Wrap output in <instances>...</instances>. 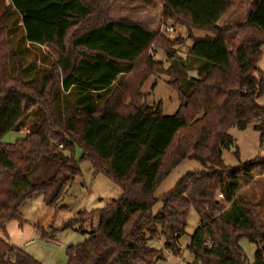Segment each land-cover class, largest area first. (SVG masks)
<instances>
[{"label": "trees", "instance_id": "trees-1", "mask_svg": "<svg viewBox=\"0 0 264 264\" xmlns=\"http://www.w3.org/2000/svg\"><path fill=\"white\" fill-rule=\"evenodd\" d=\"M91 1L0 0V234L10 221H22L20 207L29 197L41 194L50 203L60 175L79 176L76 162L65 155L78 147L93 174L110 179L121 196L63 226L84 233L78 228L81 216L98 224L86 241L66 250L67 264H155L163 254L149 247L154 239L178 256L191 209L199 221L187 245L193 256L188 264H250L239 246L243 238L255 247L252 264H264V227L238 197L243 186L264 175V157L234 168L222 159L234 145L231 128L244 131L253 124L264 139V106L258 104L264 98V71L258 67L264 0L255 2L243 25L225 29L216 24L236 0H131L147 8L160 1L163 19L211 33L195 38L186 61H174L165 74L181 77L175 86L179 107L171 116L159 105L141 104L136 91L161 70L150 48L171 42L137 23L91 25ZM12 17L22 32L15 52L9 48L17 34L8 23ZM29 46L46 47L57 57L32 83L22 63L31 55ZM189 70L197 81L185 76ZM39 107L42 121L15 143L2 142ZM44 159L54 174L32 182L29 176ZM186 159L205 170L186 173L156 198L161 181ZM0 264L40 263L0 238Z\"/></svg>", "mask_w": 264, "mask_h": 264}, {"label": "rangeland", "instance_id": "rangeland-1", "mask_svg": "<svg viewBox=\"0 0 264 264\" xmlns=\"http://www.w3.org/2000/svg\"><path fill=\"white\" fill-rule=\"evenodd\" d=\"M256 1L236 0L234 7L216 26L225 29L243 25ZM91 4H93L92 8L94 9L91 25H100L106 20L141 23L142 27L150 31L153 30L152 32H158L159 35L165 38L166 42H171L165 45L161 42V45L155 44L150 48L149 54L154 57V61L161 63V70L157 69V73L147 76L142 86L140 88L136 87V91L139 94V102L144 106L154 107L159 105L163 115L171 116L175 114L179 107V97L175 86H177L181 77L171 74L166 76L165 74L171 71V64L174 61H186L188 48L195 38L204 37L211 33L207 30L191 29L176 19H163L164 5L160 1L156 2L154 8H147L131 0H92ZM14 22V17L8 18V23L12 26ZM12 28L17 34L14 33L9 38V48L10 52H15L19 49L22 32L19 28L14 26ZM166 28H171L173 32L166 33ZM28 49H30L31 55L27 56L28 58H25L22 63L26 69V81L32 83L37 81L44 71L51 67L52 61H56L57 57L46 47L29 46ZM166 53L171 54L172 58L168 59ZM258 67L264 71V47ZM195 68L196 66H193V69ZM193 72L195 71L189 70L185 74L188 80L189 73ZM196 76L198 80L197 73ZM258 104L264 106V98L259 99ZM43 118L44 110L42 108L32 109L25 118L20 131L7 133L2 142L12 144L22 139L24 134L29 132L31 126L42 121ZM229 134L234 140V145L229 151L223 152L222 159L225 166L234 168L240 163H246L257 157H264V139H261L260 133L253 129V124H250L244 131L231 128ZM70 150L65 152V155L74 159L79 169V176L72 179L66 173L60 175L58 177L59 192L50 203H46L41 194L29 197L20 207L22 221H10L5 226L4 232L0 234L2 240L25 251L40 264H67L66 250L86 241L98 224L96 220L91 224L88 220L89 217L81 216L78 228L82 229L84 233L63 230V226L73 220L79 213L90 214L101 210L111 202L117 201L121 196L120 188L110 179L103 175L93 174L90 163L82 160L80 148L71 147ZM236 153H238V157L234 155ZM200 170H205L200 162L194 159L184 160L161 181L155 191V197L160 198L171 191L177 181L186 173ZM53 174L54 170L51 162L44 159L40 161L29 179L37 183L50 178ZM238 197L242 198L243 204L250 213L252 212V217L257 218L264 227V175L256 177L250 185L243 186L238 193ZM218 200L221 199L218 197ZM159 208L160 202H157L152 207V213L156 214ZM198 221L197 213L194 209H191L187 219L185 235L179 241L180 254L178 256H173L164 251L162 240H152L149 247L156 251H162L163 254V259L157 260L155 264L191 263L193 256L187 251V245L198 227ZM44 234L46 237L42 238ZM239 246L248 262L252 264L255 247L244 238L239 241Z\"/></svg>", "mask_w": 264, "mask_h": 264}, {"label": "water", "instance_id": "water-1", "mask_svg": "<svg viewBox=\"0 0 264 264\" xmlns=\"http://www.w3.org/2000/svg\"><path fill=\"white\" fill-rule=\"evenodd\" d=\"M189 80L190 81H196L197 80V76H196L195 72L189 73Z\"/></svg>", "mask_w": 264, "mask_h": 264}, {"label": "built area", "instance_id": "built-area-1", "mask_svg": "<svg viewBox=\"0 0 264 264\" xmlns=\"http://www.w3.org/2000/svg\"><path fill=\"white\" fill-rule=\"evenodd\" d=\"M165 32H166V33H168V34H170V33H172V32H173V30H172L171 28H166V29H165ZM218 197H219V199H221V198H222V196H221V195H218Z\"/></svg>", "mask_w": 264, "mask_h": 264}, {"label": "crops", "instance_id": "crops-1", "mask_svg": "<svg viewBox=\"0 0 264 264\" xmlns=\"http://www.w3.org/2000/svg\"><path fill=\"white\" fill-rule=\"evenodd\" d=\"M141 26H143L141 23H139ZM153 31V30H152Z\"/></svg>", "mask_w": 264, "mask_h": 264}]
</instances>
